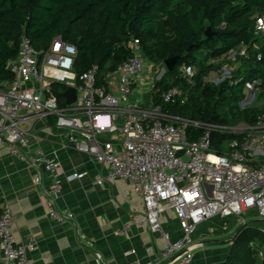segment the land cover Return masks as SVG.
<instances>
[{
    "label": "built area",
    "instance_id": "1",
    "mask_svg": "<svg viewBox=\"0 0 264 264\" xmlns=\"http://www.w3.org/2000/svg\"><path fill=\"white\" fill-rule=\"evenodd\" d=\"M256 26L264 31V17L257 18ZM129 48L132 56L107 70L101 79L97 64L74 74L78 49L62 37L38 51L23 35L17 58L9 63L15 79L0 89V147H8L14 156L37 169L33 177L36 186H43V172L50 176L51 183L44 188L47 213L59 223L72 220L71 209L58 205L64 174L58 153L32 150L31 140L38 139L35 122L53 120L54 126L66 131L76 149L110 166L97 184L124 179L141 196L144 213H132V220L146 223L165 241L159 257L148 264H192L202 245L194 234L204 222L216 216H238L247 225L244 215L250 211L264 219V112L253 125L241 122L234 126L166 113L154 102L158 92L155 85L166 74V65L146 60L138 39L131 41ZM239 57H249L245 44L214 59L220 67L211 72L210 81L220 84L232 78L240 66L236 62ZM261 57L258 54V60ZM147 71L154 74L145 83L143 74ZM196 72V67L185 64L180 68V75L189 81ZM54 83L75 87L76 101L69 104L64 95L62 106ZM144 83L152 89L146 104ZM260 93L261 81L246 79L240 106H254ZM183 94L180 87L173 86L163 91L161 98L174 103ZM198 130L201 133L197 135ZM225 133L237 137L226 141V150L221 153L214 147L213 137ZM86 174L72 171L66 177L72 181ZM163 214L178 219L179 238L173 239L164 227ZM14 223L12 209L5 206L0 210L2 261L32 264L29 252L35 241H19L12 231ZM130 227L131 223L125 224L121 233Z\"/></svg>",
    "mask_w": 264,
    "mask_h": 264
},
{
    "label": "trees",
    "instance_id": "2",
    "mask_svg": "<svg viewBox=\"0 0 264 264\" xmlns=\"http://www.w3.org/2000/svg\"><path fill=\"white\" fill-rule=\"evenodd\" d=\"M258 17H264V0H0V89L15 79L9 63L17 58L23 35L38 51L62 37L78 49L75 72L97 64L101 79L132 56L129 44L138 39L148 61L166 65L178 56L155 85L154 102L164 112L206 123L253 125L264 112V31L257 29ZM243 44L249 57L237 59L234 76L212 83L211 72L220 67L213 60ZM184 64L197 69L192 81L180 75ZM246 79L261 81V93L257 104L242 108ZM173 86L184 91L183 97L166 103L161 93ZM53 89L64 106L68 86L54 83ZM236 137L215 134L214 147L223 153L226 141ZM242 226L223 264H264V231L252 223Z\"/></svg>",
    "mask_w": 264,
    "mask_h": 264
},
{
    "label": "crops",
    "instance_id": "3",
    "mask_svg": "<svg viewBox=\"0 0 264 264\" xmlns=\"http://www.w3.org/2000/svg\"><path fill=\"white\" fill-rule=\"evenodd\" d=\"M153 74L150 71L143 74L145 83ZM146 85L149 84L144 88ZM151 93L152 89L149 98ZM34 128L38 139L31 140L32 150H55L59 155L64 174L58 205L69 207L74 217L64 223L50 218L44 192L51 183L50 176L43 172V186H36L33 177L37 169L14 156L8 147H0V210L5 206L12 209L15 217L12 231L19 241H35L29 252L32 264H148L157 259L165 241L153 234L146 223L132 220V213H144V205L131 184L124 179L97 184L110 171L109 165L76 149L66 131L54 126L53 120L37 121ZM72 171L87 174L70 181L66 176ZM162 219L172 238H179L178 219L170 214H163ZM261 219L263 224L259 227L253 221L247 224L264 231ZM127 223H131L130 229L121 233ZM242 225L237 216H216L201 224L194 239L202 245L196 250L192 264H223ZM0 264H4L1 256Z\"/></svg>",
    "mask_w": 264,
    "mask_h": 264
},
{
    "label": "water",
    "instance_id": "4",
    "mask_svg": "<svg viewBox=\"0 0 264 264\" xmlns=\"http://www.w3.org/2000/svg\"><path fill=\"white\" fill-rule=\"evenodd\" d=\"M212 33H211V29L210 27L207 28L206 30V35L210 36ZM178 60V56H175L173 58H170L168 60H166L165 64H166V67L168 70H172L175 63L177 62ZM65 96L67 98V103L71 104L73 102L76 101L77 99V90L75 87L73 86H69L68 89L66 90L65 92ZM178 154H182V151L179 152ZM246 225H243L242 227H245ZM238 234V233H237ZM237 234L235 235V237L237 236Z\"/></svg>",
    "mask_w": 264,
    "mask_h": 264
},
{
    "label": "rangeland",
    "instance_id": "5",
    "mask_svg": "<svg viewBox=\"0 0 264 264\" xmlns=\"http://www.w3.org/2000/svg\"><path fill=\"white\" fill-rule=\"evenodd\" d=\"M55 74V73H54ZM74 74H77L76 72H74ZM145 90V94H146V101L144 102V104L148 103L149 101V97L150 96V91H151V86L150 85H146V87L144 88ZM244 122V121H242ZM241 123V122H239ZM244 217L247 219V221H253V223L255 224V226L259 227L260 225L263 224V221L260 217L257 216L256 211H250L247 214L244 215ZM237 218H239L237 216ZM240 221V220H239Z\"/></svg>",
    "mask_w": 264,
    "mask_h": 264
}]
</instances>
